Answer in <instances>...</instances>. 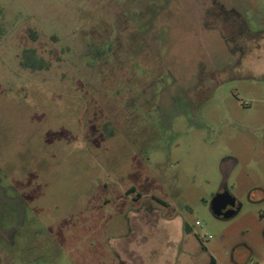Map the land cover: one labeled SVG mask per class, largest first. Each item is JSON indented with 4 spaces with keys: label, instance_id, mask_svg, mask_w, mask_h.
<instances>
[{
    "label": "rangeland",
    "instance_id": "374dc122",
    "mask_svg": "<svg viewBox=\"0 0 264 264\" xmlns=\"http://www.w3.org/2000/svg\"><path fill=\"white\" fill-rule=\"evenodd\" d=\"M263 231L264 0H0V264H264Z\"/></svg>",
    "mask_w": 264,
    "mask_h": 264
},
{
    "label": "water",
    "instance_id": "95a60500",
    "mask_svg": "<svg viewBox=\"0 0 264 264\" xmlns=\"http://www.w3.org/2000/svg\"><path fill=\"white\" fill-rule=\"evenodd\" d=\"M225 169H226V164L222 163V171L224 176L223 183H225L227 179ZM210 208L214 216L224 219L233 217L240 210V206H237L236 204V198L228 190L223 192H218L213 197L210 204Z\"/></svg>",
    "mask_w": 264,
    "mask_h": 264
},
{
    "label": "trees",
    "instance_id": "16d2710c",
    "mask_svg": "<svg viewBox=\"0 0 264 264\" xmlns=\"http://www.w3.org/2000/svg\"><path fill=\"white\" fill-rule=\"evenodd\" d=\"M21 64L31 69H40L43 67L42 59L36 54V51L31 48L24 49L22 52ZM185 229H188L187 225H185ZM209 264H216V259L211 257Z\"/></svg>",
    "mask_w": 264,
    "mask_h": 264
},
{
    "label": "flooded vegetation",
    "instance_id": "af4514ba",
    "mask_svg": "<svg viewBox=\"0 0 264 264\" xmlns=\"http://www.w3.org/2000/svg\"><path fill=\"white\" fill-rule=\"evenodd\" d=\"M106 128V125L104 126ZM236 159L233 158V157H226L224 160H223V163L226 164V178L228 176V174L232 171V169L234 168L235 164H236ZM228 190L227 187H226V182L222 184L220 190L218 192H223V191H226ZM229 191V190H228ZM230 192V191H229ZM232 194V193H231ZM233 195V194H232ZM234 196V195H233ZM236 198V197H235ZM236 204L237 206H240V209H241V203L236 199ZM229 208V207H228ZM240 211V210H239ZM238 211V212H239ZM235 216V215H234ZM224 219V218H223Z\"/></svg>",
    "mask_w": 264,
    "mask_h": 264
},
{
    "label": "crops",
    "instance_id": "0c3cea01",
    "mask_svg": "<svg viewBox=\"0 0 264 264\" xmlns=\"http://www.w3.org/2000/svg\"><path fill=\"white\" fill-rule=\"evenodd\" d=\"M251 264H261V263L255 261V262H251Z\"/></svg>",
    "mask_w": 264,
    "mask_h": 264
}]
</instances>
